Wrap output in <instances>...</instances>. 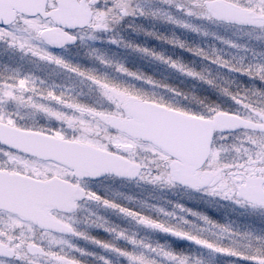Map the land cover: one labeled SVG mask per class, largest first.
<instances>
[{"label": "snow or ice", "instance_id": "1", "mask_svg": "<svg viewBox=\"0 0 264 264\" xmlns=\"http://www.w3.org/2000/svg\"><path fill=\"white\" fill-rule=\"evenodd\" d=\"M185 16H195L211 22H228L264 30V0H167ZM84 13L75 18L63 15L68 0H28L14 15H0V41L25 53L76 71L94 81L109 106L79 102L55 87H43L42 78L17 70L0 79V264H84L66 250H85L72 244L66 236L86 237L127 259L128 264H205L201 257L178 252L162 243L137 238L127 230L109 226L102 216L89 222L114 232L117 238L133 247L98 240L80 231L65 212L78 207L79 198L101 203L132 218L137 224L153 230L187 239L220 253L264 264V235L235 233L247 237L241 244L233 239L225 244L200 232L184 228L182 223H170L149 213L101 196L88 187L85 177L98 178L104 174L138 177L159 186L184 184L187 187L230 201L236 205L264 209V104L252 103L249 92L264 96V89L222 88L236 104L235 110L218 104L206 111L186 108L166 100L156 93L127 87L83 70L51 51L52 46L64 47L80 39L86 32L108 30L113 23L128 15L149 13L132 0H113L108 7H97L99 0H79ZM171 22L199 31L196 24L171 13L153 11ZM172 43L188 47L184 41ZM233 43V42H230ZM238 46V45H237ZM139 48V45H135ZM150 52L147 48L141 49ZM189 51L205 56L230 70L245 73L264 81V62L233 64L219 55L209 56L202 48ZM172 67L192 77L212 84L201 72L171 57L151 51ZM105 63L111 61L103 56ZM121 72H128L118 64ZM129 75L157 84L150 76L129 72ZM40 79V83L37 80ZM162 87L169 88L167 84ZM171 91L184 95L177 89ZM9 105L16 107H9ZM19 106L42 113L51 123L24 124L16 110ZM237 129L242 131L237 132ZM26 140L34 143L25 145ZM141 152L144 155H141ZM234 153L231 158L225 154ZM139 156V159L136 157ZM64 192L71 195L68 203L53 199ZM49 211L54 220L53 231L28 218L35 206ZM157 207V206H152ZM181 209L184 205H177ZM159 211L167 215L165 209ZM193 212L192 209H187ZM6 214V215H5ZM200 215L208 224L231 233L225 225H217L210 217ZM36 218L33 216L32 220ZM183 223H191L183 218ZM58 232L59 235L54 234ZM112 264L108 257H101ZM232 264H236L233 261Z\"/></svg>", "mask_w": 264, "mask_h": 264}, {"label": "rangeland", "instance_id": "2", "mask_svg": "<svg viewBox=\"0 0 264 264\" xmlns=\"http://www.w3.org/2000/svg\"><path fill=\"white\" fill-rule=\"evenodd\" d=\"M166 7L167 5L164 0H155L153 5L144 6L143 8L149 14L136 15L139 25L135 27L133 32L131 29L125 31L123 30L124 37H120L119 32H102L101 30L92 34H84L80 38V43L71 47V49L68 50L69 53H67V57L64 59L72 65H77L86 71L91 70L96 75L105 77L113 82L127 87L141 89L149 93H156L173 103H178L183 107L199 111H206L207 106L214 104H218L222 108L228 110H235L239 108L240 105L236 104L230 96L225 94L222 91V88H229L232 91H236L237 89L242 90L243 87L251 88L253 85L258 86L259 84H264V81H261L259 78H253L245 73L230 70L228 67L217 64L205 56L189 51L188 48L192 46L187 44V40H184V42L188 45V47H180L182 51H178V45L171 42L176 38L178 39V37L175 38L165 36V34H168L169 31H176L177 33L186 35L187 37L197 35L196 41L193 42L194 47L204 49L209 56L214 57L219 55L230 60L233 64L242 63L247 65L250 63L264 62V30L260 28H244L222 22H211L206 19L196 18L195 16L183 18L193 24H196L199 28V31H197L168 21L163 17V15L154 16L151 14L153 11H157L159 13H171L170 10L165 12ZM174 11L175 10L172 11V14H174ZM128 16L131 17V15ZM114 33L117 34L118 37H114ZM153 34L154 36H149ZM159 34L161 35L160 37H158ZM131 35H145V37H141L145 39L137 41L140 37H133V39L130 37ZM188 40L191 39L188 38ZM7 45L9 46L8 43ZM135 45H139L140 47L137 48ZM142 48H147L150 52H144L141 50ZM9 49V51L6 50L7 56H5L7 62L9 63L5 64V68L0 65V71L11 74L18 70L20 74L32 73L35 77H39L40 72L36 73L34 69H41V71H43L46 75V79H43V87H55L58 92H66L72 97H75L77 101L90 105L95 104L98 106L97 101L99 100L100 102L101 98L104 99L98 85L86 76L56 63H51L46 59H41L38 56H34L30 52L25 53L24 51L11 46H9ZM13 51L23 53L22 56L31 55L30 57L32 59L30 58V60L32 64H26L25 62L27 60L22 61L20 57L18 59V53L14 54ZM151 51L160 53L165 57H171L181 61L213 80V83L209 84L206 80L198 77H192L184 72H181L180 70L172 67L166 61L161 60L158 56L151 55ZM57 54L61 55L60 52ZM101 56L111 61V63H103L99 59ZM23 58L25 59L26 56ZM32 60H34V62ZM118 64H123L128 69V72L119 71L117 68ZM129 72L150 76L158 83L149 84L143 79L129 75ZM47 76L49 77L47 78ZM37 83H40V79L37 80ZM164 84H167L170 87H162ZM172 88L177 89L184 95H177L173 93L171 91ZM249 96L252 103L258 102L264 104V96L253 95L251 92H249ZM9 107L16 106L9 105ZM16 110L19 111L22 117L21 123H51L52 126L57 125L55 120L48 121L42 113L35 112L29 107L19 106ZM122 185L124 188H127L130 185L136 186V184L133 183L126 184V187L124 184ZM136 192L137 190L130 193L135 196L138 195ZM192 193L195 194L191 195L189 190L186 191L187 196H201L200 198L203 200V206L207 207L208 210L213 209L210 211H214L216 217L217 215L219 216V218H217V222L219 223L218 225L228 226L234 230L235 233L244 234L245 232L241 230L238 231V228H249L256 233L260 232L264 234V210H256L251 209L248 206L236 205L230 201L220 198L218 202H216L215 197H210L209 194L201 191ZM143 194V196L147 197V193L144 192ZM87 209V205L83 204L79 213H83V211ZM95 211L96 213L94 212L95 214L92 215V218L82 220L76 219L77 217L74 216V218H72V222L78 230L83 232L85 227L100 228L101 226L89 222L90 220L95 219L96 216H101L99 211ZM79 213L77 215H79ZM121 216L119 217V221L124 220V222H130L129 217L123 214ZM108 221L110 222V220H107L106 223L113 226ZM204 222L207 223L205 220ZM213 228L218 229V231H216L218 232V235L215 239H219L225 244L232 243L233 239L240 241L241 244L247 242L246 236L234 235L233 238L230 239V236L233 234L223 232L216 226ZM54 234L59 235V233ZM66 239H68L72 244L82 247L85 245L87 246L90 243L88 238L81 236H66ZM93 242L94 241H92V244ZM92 246L97 251L105 250L108 258L116 259L111 260L112 262L121 261L118 264H128L125 257L118 255L112 250L105 249L97 243ZM65 248L70 252V254L75 255L81 261L83 260V253L75 249H68L67 245H65ZM197 250L199 253L197 257H201L205 264H232L229 260L237 259L225 254L218 255L200 247H198ZM95 262L98 264L99 260ZM238 263L239 261H236V264ZM84 264L86 263L84 262Z\"/></svg>", "mask_w": 264, "mask_h": 264}, {"label": "flooded vegetation", "instance_id": "3", "mask_svg": "<svg viewBox=\"0 0 264 264\" xmlns=\"http://www.w3.org/2000/svg\"><path fill=\"white\" fill-rule=\"evenodd\" d=\"M113 0H99V3L97 4V7H108L111 5ZM134 4H139L142 7L146 5H153L155 3V0H132ZM165 4L167 7L165 8V12L167 10H170L171 14L172 11H174V14L177 15V17L185 18V17H194V16H185L183 12L178 11L174 5L169 4L167 0H164ZM71 13V16H74L73 13H77L76 15L82 16L84 13L83 8L80 6L79 0H68V6L65 9L63 15L68 17V14ZM223 23V22H222ZM229 24V23H226ZM231 24V23H230ZM139 25L136 19V15H131V17L126 16L123 19H121L119 22L113 23V25L108 29V30H101L102 32H111L114 31L120 33V37L123 36V30H129L133 32L135 30V27ZM231 25H236V26H242V25H237V24H231ZM243 27V26H242ZM244 28H251V27H244ZM152 30V29H151ZM98 31V30H97ZM100 31V30H99ZM159 31V30H158ZM172 32V33H171ZM87 33V32H86ZM85 33V34H86ZM114 33V37H118L117 34ZM149 36H154L149 35ZM161 35L159 34L158 37ZM166 37H178L181 38L184 35H181L180 33H176V31H169L168 34H165ZM131 38L133 37H140L137 39V41H142L145 38V35L143 36H138V35H131ZM134 39V38H133ZM177 39V38H176ZM80 43V39H77L76 43L70 44L68 43L64 47H59V46H52L51 51L54 53H59L63 55V58L67 57V53H69L68 50L71 49V47H74ZM6 50H10L9 46L7 45V42L5 41H0V65H2L5 68V64H8L7 59L5 56H7ZM14 52V51H13ZM17 54V57L22 61L27 60L25 63L26 64H32L30 60V56L28 55H23V53L14 52V54ZM9 55V52H8ZM22 56V57H21ZM26 58L24 59L23 57ZM23 58V59H22ZM32 59V58H31ZM34 62V60H32ZM53 63V62H51ZM62 68V67H61ZM36 73H39V77L37 78H42L46 79V75L41 71V69H34ZM72 72V71H70ZM9 73L0 71V79L5 78L8 76ZM50 76V75H49ZM47 76V78L49 77ZM257 85V84H256ZM264 84H259L258 88L264 89ZM98 106H109L106 101H104L103 98L97 101ZM237 132L242 131V129H237ZM141 155H144L143 152H141ZM227 157H231L234 155L232 152H228L225 154ZM139 159V156L136 157ZM84 180L87 182L88 187L91 188L92 190L98 192L101 196H104L108 198L109 200H114L117 201L118 203L124 204L129 208H136L141 211H145L149 213L152 217L158 218L163 221H168L170 223H182V226L184 228L191 229L192 231L195 232H200L202 235L209 237L210 239H215L218 235V229L213 228L215 225H211L208 223L204 222V219L200 215H194L193 212L196 213H201L203 215H206L210 217L212 220L216 222L218 225L219 223L217 222V218L219 216L214 214V211H210L213 209H209L205 206H203V200L198 197V196H187L186 191L189 190L191 195H194L195 193L192 192H198V190L191 189L187 187L186 185L183 184H176L175 186H159V185H153L150 183H147L145 181L139 180L138 177L135 178H128V177H121L116 174H106L101 178H96V179H89V178H84ZM109 183V184H108ZM136 184L130 185L127 188H124L122 184L126 187V184ZM111 184V185H110ZM131 187V188H130ZM132 189V190H130ZM138 195L133 196L132 193L133 191H136ZM147 193V197L143 196V193ZM212 197V196H210ZM216 202H218L219 197H215ZM78 207L75 208V210L68 209L65 214L67 216H70L72 218L77 217L76 219H87V218H92V215L96 213L95 210L99 211L101 213V216L105 218V220H110V224L113 226H116L118 228H122L127 230L129 234H135L137 238H142L145 240H148L152 243H162L170 246L172 249L178 251V252H184V253H190L192 254L193 257H197L199 255L197 248H203L205 250L211 251L207 248L201 247L197 244H195L192 241H189L187 239H182V238H177L171 234L159 231V230H153L150 228H147L143 225L137 224L135 220L129 217L130 222L128 223L127 221L124 222V220H120V216L122 215L115 209L107 208L104 207L101 203L92 200V199H87V198H79L77 201ZM85 204L87 205L88 209L83 211V213H79L81 210V206ZM177 205H184V208L181 209L180 207H177ZM152 206H157V207H152ZM162 207L165 209L166 213H173L174 215H167L165 213H162L159 211V208ZM249 207V206H248ZM251 209H256V210H264L261 208H252ZM187 209H192L193 212L187 211ZM217 209V208H216ZM55 210V209H54ZM53 210V211H54ZM84 210V209H83ZM95 212V213H94ZM79 213V215H77ZM217 213V212H215ZM120 215V216H118ZM122 217V216H121ZM183 218H186L187 221L191 223H183ZM116 224V225H114ZM110 226V225H109ZM43 231V229H41ZM241 230L245 233H251L253 235H264L262 233H256L252 231L251 229L243 228L239 229L238 231ZM84 232L87 233L88 235H92L97 237L98 240H103V241H109L116 243L120 247L124 248H132L133 246L126 240L117 238L116 234L114 232H109L106 230L105 227H100V228H94V227H85ZM230 234H235L234 230ZM91 236V237H92ZM69 237H77L75 235H70ZM90 242L87 246H79V248H82L85 250L83 253V260L86 264H96L97 260H99L98 264H105V261L101 259V257H107L106 251L105 250H99L97 251L92 245L95 244L96 242L94 241L92 244L91 239H88ZM100 245V244H98ZM101 246V245H100ZM218 255H223L220 253H216ZM98 257V258H97ZM81 258V259H82ZM111 260H116V259H111ZM239 261L238 264H252L251 261H246V260H237V259H230L229 262L232 263L233 261ZM119 262H112V264H118ZM218 264V263H216ZM227 264V263H226Z\"/></svg>", "mask_w": 264, "mask_h": 264}, {"label": "water", "instance_id": "4", "mask_svg": "<svg viewBox=\"0 0 264 264\" xmlns=\"http://www.w3.org/2000/svg\"><path fill=\"white\" fill-rule=\"evenodd\" d=\"M27 2H28V0H0V15H4V16L14 15L16 13V9L19 7L25 6ZM76 14L77 13H73L74 16H71V13H69L68 17H71V18L78 17V15H76ZM225 23H228V22H225ZM242 26H245V25H242ZM75 42H70V43H75ZM24 143L27 146H32L36 142L31 141V140H26ZM104 175H106V174H104ZM103 176H100L98 178H101ZM121 177H127V176H121ZM131 178H135V177H131ZM94 179H96V178H94ZM52 198L63 201V203L66 204V203L70 202L71 195L68 193L61 192L58 195H54ZM72 210H75V209H72ZM49 211H52V209L46 210V209L37 205L34 207L33 211L28 214V218L33 223L41 224L42 229H44L46 227L48 230L53 231L52 224H53L54 220L51 216L48 215ZM33 216L36 218L35 220H32Z\"/></svg>", "mask_w": 264, "mask_h": 264}, {"label": "trees", "instance_id": "5", "mask_svg": "<svg viewBox=\"0 0 264 264\" xmlns=\"http://www.w3.org/2000/svg\"><path fill=\"white\" fill-rule=\"evenodd\" d=\"M181 35H183V34H181ZM196 37H197V35H191V36H188V37L186 35H184L183 37L178 38V39L181 40V41H184V40L186 41L187 40L186 41V42H188L187 44H189L192 47H194L193 42L196 41ZM188 38L191 39V40H188ZM178 51H182V49H180L179 45H178Z\"/></svg>", "mask_w": 264, "mask_h": 264}]
</instances>
